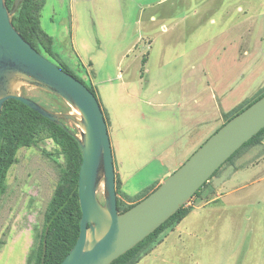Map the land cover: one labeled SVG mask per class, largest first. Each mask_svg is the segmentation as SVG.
Instances as JSON below:
<instances>
[{"label":"rangeland","instance_id":"1","mask_svg":"<svg viewBox=\"0 0 264 264\" xmlns=\"http://www.w3.org/2000/svg\"><path fill=\"white\" fill-rule=\"evenodd\" d=\"M41 26L54 38V62L94 88L132 200L149 195L264 92V0H46ZM19 91L73 112L37 87ZM56 154L51 140L18 151L0 198V264H25L60 177ZM259 154L264 139L212 178L220 199L186 221L200 238L172 234L139 264H264ZM103 192L104 183L101 200Z\"/></svg>","mask_w":264,"mask_h":264},{"label":"water","instance_id":"2","mask_svg":"<svg viewBox=\"0 0 264 264\" xmlns=\"http://www.w3.org/2000/svg\"><path fill=\"white\" fill-rule=\"evenodd\" d=\"M22 1L15 0L10 9L6 0H0V116L4 103L17 99L76 137L83 151L81 231L60 264H111L189 204L214 173L264 128V95L217 129L149 195L119 212L114 156L100 101L84 82L23 37L13 23ZM21 85L62 98L73 112L44 107L22 94ZM102 183L103 200L98 195Z\"/></svg>","mask_w":264,"mask_h":264},{"label":"trees","instance_id":"3","mask_svg":"<svg viewBox=\"0 0 264 264\" xmlns=\"http://www.w3.org/2000/svg\"><path fill=\"white\" fill-rule=\"evenodd\" d=\"M6 2L10 9L14 8L15 0H6ZM45 3L46 0H23L13 15V23L27 41L54 62L52 58L54 57V38L41 26V12ZM61 67L86 84L85 80L72 70L63 64ZM88 87L95 93L93 87ZM51 95L56 100H63L54 94ZM263 95L264 92L234 111L223 124ZM263 139L264 128L236 151L227 162L235 158L246 146L260 144ZM48 140H51L56 146L57 154L54 160L59 166L60 177L45 211L43 227L40 231L35 232L34 244L27 254L25 264H60L77 242L81 231L82 217L79 174L83 151L79 141L67 129L46 118L22 101L9 99L4 103L0 116V198L7 191L8 173L17 162L18 151L22 147H30L40 142L45 143ZM46 152L53 155L51 152ZM226 163L198 190L192 200L208 186L211 179ZM116 187L119 212H124L137 203L126 202L130 198L122 191L121 181L117 174ZM193 208L190 204L184 205L152 234L111 264H138L191 213Z\"/></svg>","mask_w":264,"mask_h":264},{"label":"crops","instance_id":"4","mask_svg":"<svg viewBox=\"0 0 264 264\" xmlns=\"http://www.w3.org/2000/svg\"><path fill=\"white\" fill-rule=\"evenodd\" d=\"M224 121L225 120H223V123H224ZM201 145V144H200ZM261 159H264V155L262 154V155H260L259 154V156L257 157V158H255V162H253V163H260V161H261ZM252 163V164H253ZM116 174L118 175V177H119V179H120V181H121V189H122V191L123 192H125V187H126V183H125V180H124V176H122V172L121 171H119V170H116ZM162 181V180H161ZM126 193V192H125ZM221 195H222V193H220V187L219 188H217V186H215V184H214V179H211V181H210V183L208 184V186H206L205 188H204V191L202 192V193H200L198 196H196L195 197V199L194 200H192L189 204L190 205H192L194 208H193V210L191 211V213L187 216V217H185V219H183L182 220V222L181 223H179L176 227H175V229L173 230V231H171L168 235H167V237L161 242V243H159L156 247H155V249L154 250H152L149 254H147V255H145L142 259H141V261L139 262V263H141V262H143L146 258H148L153 252H155L156 250H157V248H159L160 246H162L164 243H166L167 242V240L170 238V236L172 235V234H175V233H178V237L179 238H181V233H183V232H186L187 231V233L189 234V235H191V236H193V237H196V238H200V235L199 234H197V233H193V232H189V229H190V227L189 228H187V224L188 223H186V221L192 216V215H194V216H198L201 212L200 211H202V210H205V212H206V209H207V207L209 206V205H211L212 203H215V202H217L219 199H220V197H221ZM141 199V198H140ZM140 199H138V200H132V199H130V200H126V202H128V203H134V202H138ZM195 217V218H196ZM193 218V217H192ZM198 218V217H197ZM206 221V220H205ZM154 254V253H153ZM138 263V264H139Z\"/></svg>","mask_w":264,"mask_h":264}]
</instances>
